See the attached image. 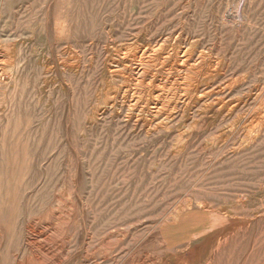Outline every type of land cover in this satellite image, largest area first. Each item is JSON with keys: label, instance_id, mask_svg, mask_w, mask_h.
Instances as JSON below:
<instances>
[{"label": "rangeland", "instance_id": "rangeland-1", "mask_svg": "<svg viewBox=\"0 0 264 264\" xmlns=\"http://www.w3.org/2000/svg\"><path fill=\"white\" fill-rule=\"evenodd\" d=\"M15 87L0 264H264V0H0Z\"/></svg>", "mask_w": 264, "mask_h": 264}, {"label": "bare ground", "instance_id": "bare-ground-1", "mask_svg": "<svg viewBox=\"0 0 264 264\" xmlns=\"http://www.w3.org/2000/svg\"><path fill=\"white\" fill-rule=\"evenodd\" d=\"M60 22V21H59ZM71 19L70 20H63V21H61L60 22V24H59V27L61 28V30L63 31V33L65 32H68L70 29H71ZM59 27H58V29H59ZM59 30H57V32H58ZM59 33V32H58ZM62 33V34H63ZM195 38V37H194ZM148 43V42H147ZM133 50H135V49H133ZM118 52H121L120 50L118 51ZM148 52V51H147ZM175 52V51H174ZM118 55V54H117ZM126 55V54H125ZM134 55V54H133ZM118 57V56H117ZM125 57L126 56H124V59H125ZM134 57V56H133ZM116 58V57H115ZM121 59H123V58H121ZM121 59H120V61H121ZM127 59V58H126ZM171 59V58H170ZM132 60H134V59H132ZM131 60V61H132ZM117 61H119L118 59H117ZM123 61V60H122ZM125 61V60H124ZM123 61V62H124ZM131 61H129L128 60V62H131ZM110 63V62H109ZM120 63V62H119ZM161 63V62H160ZM120 64H122V63H120ZM129 64H131V63H129ZM132 64L134 65V62H132ZM67 65V64H66ZM117 66V65H116ZM116 66H114V67H116ZM130 66V65H129ZM141 66V65H140ZM120 67V66H119ZM132 67V66H131ZM134 67V66H133ZM108 68V67H107ZM121 68V67H120ZM125 67H123V69H124ZM128 67H126V69H127ZM11 69V68H10ZM115 69V68H114ZM123 69H122V71H123ZM133 69V68H132ZM13 70V69H12ZM117 71H119L118 69H116ZM130 70V69H129ZM137 70V69H136ZM5 71V70H4ZM122 71H119V72H122ZM135 71V70H134ZM3 72V71H2ZM110 72V71H109ZM113 72V71H112ZM4 73V72H3ZM123 73V72H122ZM136 73H137V71H136ZM131 74V73H130ZM112 75V74H111ZM110 75V76H111ZM122 75V74H121ZM135 75V74H134ZM137 75V74H136ZM4 76H5V74H4ZM3 78V77H2ZM115 78V77H114ZM128 78V77H127ZM131 78V77H130ZM148 80V79H147ZM145 81V80H144ZM149 81V80H148ZM128 82V81H127ZM134 82V81H133ZM197 84H199V83H197ZM134 85V84H133ZM17 87H15L14 89H12V90H9V91H5L4 93H2L1 94V99L2 100H4L5 99V101H7L8 102V105H9V107H8V109H6L7 111L6 112H3V111H0V133H1V138H5V137H7V132H9L10 133V131H16L17 129H20V127H21V116L19 115V114H15L13 111H12V107H14L15 105H16V100L15 99H13L15 96H16V91H17V89H16ZM124 88V87H123ZM126 90V89H125ZM202 89H201V87H199L198 85H196L195 86V88H194V91H193V94H197V93H199L200 91H201ZM124 90H122V92H123ZM121 93V92H120ZM21 94V93H20ZM227 94H229V90H223L222 92H220V94H213V95H211V96H209L210 95V93H206L205 95L206 96H209V97H213V99H215V98H217L218 96H220V95H227ZM232 94V93H231ZM122 95H123V93H122ZM125 95V94H124ZM22 96V95H21ZM130 96V95H129ZM124 96H122V98H123ZM127 97V96H126ZM70 99V98H69ZM199 100H200V102L201 101H204V100H207V98L205 97H199L198 98ZM132 101V100H131ZM135 101V100H134ZM168 101V100H167ZM120 102V101H119ZM156 108L154 109V110H152V114H153V116L154 115H156V114H158L162 109H161V107H158V104H156ZM229 109V108H228ZM19 110V109H18ZM225 112V111H224ZM127 115V114H126ZM149 116V115H148ZM126 119V118H125ZM144 128H145V130L147 129V130H150V129H154V128H152V124H151V121L149 122V121H146L144 124ZM10 130V131H9ZM100 130V129H99ZM155 130H159V126H156L155 127ZM161 130V129H160ZM143 133V132H142ZM10 135H14V133L12 134V133H10ZM20 139V138H19ZM67 139V138H66ZM70 145V144H69ZM21 152H22V155H24V152L21 150ZM76 156V155H75ZM79 171V170H78ZM79 177V176H78ZM77 178V177H76ZM77 195V194H76ZM203 206V205H202ZM204 208V207H203ZM206 208V207H205ZM219 220V219H218ZM83 221V220H82ZM147 224V223H146ZM18 229V228H17ZM30 231V230H29ZM232 234V233H231ZM225 238V237H224ZM212 240V239H211ZM223 240V239H222ZM218 243V242H217ZM218 245V244H217ZM221 245V244H220ZM219 245V246H220ZM218 246V247H219ZM23 251V250H22ZM198 251V250H197ZM217 251V250H216ZM195 256V255H194ZM197 258V257H196ZM193 261V260H192ZM183 262V261H182Z\"/></svg>", "mask_w": 264, "mask_h": 264}]
</instances>
